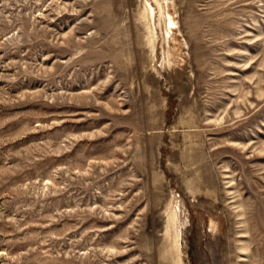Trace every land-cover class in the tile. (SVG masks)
I'll use <instances>...</instances> for the list:
<instances>
[{
	"label": "rangeland",
	"instance_id": "rangeland-1",
	"mask_svg": "<svg viewBox=\"0 0 264 264\" xmlns=\"http://www.w3.org/2000/svg\"><path fill=\"white\" fill-rule=\"evenodd\" d=\"M0 264H264V0H0Z\"/></svg>",
	"mask_w": 264,
	"mask_h": 264
}]
</instances>
